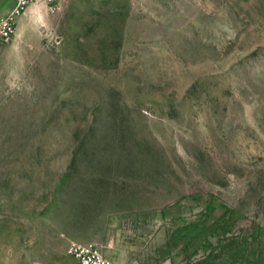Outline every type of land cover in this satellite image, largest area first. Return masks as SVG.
<instances>
[{
	"label": "rangeland",
	"instance_id": "1",
	"mask_svg": "<svg viewBox=\"0 0 264 264\" xmlns=\"http://www.w3.org/2000/svg\"><path fill=\"white\" fill-rule=\"evenodd\" d=\"M71 241L264 264V0L30 1L0 49V264Z\"/></svg>",
	"mask_w": 264,
	"mask_h": 264
},
{
	"label": "built area",
	"instance_id": "2",
	"mask_svg": "<svg viewBox=\"0 0 264 264\" xmlns=\"http://www.w3.org/2000/svg\"><path fill=\"white\" fill-rule=\"evenodd\" d=\"M32 0H19L17 7L9 12L0 23V49L8 44L14 33L15 23ZM53 13L62 12L69 0H45ZM74 264H116L108 259L97 242L71 241L68 250Z\"/></svg>",
	"mask_w": 264,
	"mask_h": 264
},
{
	"label": "crops",
	"instance_id": "3",
	"mask_svg": "<svg viewBox=\"0 0 264 264\" xmlns=\"http://www.w3.org/2000/svg\"><path fill=\"white\" fill-rule=\"evenodd\" d=\"M10 11L11 8L9 7L8 2L6 0H0V16L3 17L6 14H8Z\"/></svg>",
	"mask_w": 264,
	"mask_h": 264
}]
</instances>
